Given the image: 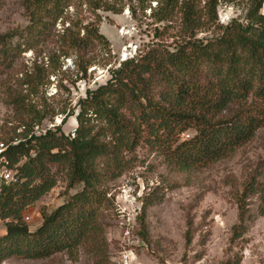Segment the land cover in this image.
Instances as JSON below:
<instances>
[{"label":"trees","instance_id":"1","mask_svg":"<svg viewBox=\"0 0 264 264\" xmlns=\"http://www.w3.org/2000/svg\"><path fill=\"white\" fill-rule=\"evenodd\" d=\"M20 1L28 24L21 32L0 34V65L22 44L33 49L35 43L57 37L51 56H73L85 77L91 64L87 55L94 45L108 42L97 21L83 24L82 18L71 19L67 10L71 5L111 10L107 0ZM239 1L157 0L162 14L158 21L172 19L175 10L179 14L183 39L174 50L152 48L136 60H125L110 71L104 85L87 90L79 103L74 138L60 127L41 136L18 134L23 140L8 148L12 165L24 159L17 167L18 181L0 193V219L6 221L0 264L10 258L40 260L59 253L76 261L85 245L97 252L104 233L100 209L108 202L105 181L129 168L131 158L126 157L140 144L167 166L188 172L228 157L253 139L264 126V0H248L245 24L232 21L211 39L196 37L204 26L215 24L220 2ZM58 21L68 25L54 34ZM15 37L22 43L13 47L10 41ZM188 130L194 135L182 139ZM52 166L65 168L69 188H82L52 212H43L41 224L30 231L23 212L55 186ZM263 194L255 177L246 182L236 199L239 223L232 240L243 235L244 222L250 219L249 198L257 195L264 202ZM152 203L143 205V232L145 209Z\"/></svg>","mask_w":264,"mask_h":264},{"label":"rangeland","instance_id":"2","mask_svg":"<svg viewBox=\"0 0 264 264\" xmlns=\"http://www.w3.org/2000/svg\"><path fill=\"white\" fill-rule=\"evenodd\" d=\"M107 3L111 10L93 11L86 5H71L67 10L71 19L82 18L83 24L97 21L99 33L108 42L107 46L94 45L87 55L91 64L85 77L75 67L73 56H51L57 37L37 42L33 49H24L22 44L18 53L0 65V142L23 140L18 134L31 133L34 125L59 121L55 127L74 138L79 103L87 90L104 85L110 71L125 60H136L152 48L172 51L183 39L176 10L172 19L158 21L162 14L157 0ZM249 9L248 0L220 2L215 24L204 26L196 37L211 39L232 21L245 24ZM27 24L20 0H0V34L21 32ZM62 24L57 22L54 34L68 22ZM21 43L18 37L10 41L13 47ZM193 135L188 130L181 138ZM126 158H131L129 168L105 181L108 202L100 209L104 233L97 252L85 245L79 248L76 261L59 253L40 260L10 258L1 264H122L123 253L131 254L129 264H226L237 260L239 264H264V210L260 212L264 202L257 195L248 200L250 219L244 222L243 235L232 240L239 223L236 199L246 182L255 177L264 193V126L228 157L193 171L167 166L145 144ZM51 173L55 186L23 212L30 231L41 224L43 212H52L82 188L68 187L63 166H52ZM149 201L153 203L145 209L143 232L140 216ZM25 216H29L28 222ZM5 223L0 219V237L5 234Z\"/></svg>","mask_w":264,"mask_h":264},{"label":"built area","instance_id":"3","mask_svg":"<svg viewBox=\"0 0 264 264\" xmlns=\"http://www.w3.org/2000/svg\"><path fill=\"white\" fill-rule=\"evenodd\" d=\"M57 124H60V121L54 124L49 123V125H34L33 131L31 132L34 136H41L48 131H53L57 127ZM55 128V129H54ZM73 136V133L71 134ZM20 139H13L9 143L7 142H0V193L3 187L10 185L11 183H15L18 181L17 176V165H12L9 156H8V148L10 145H17L20 143ZM19 165V164H18ZM25 221L28 222L30 220L29 216H25ZM131 260L130 253H123L121 255V263L122 264H129Z\"/></svg>","mask_w":264,"mask_h":264}]
</instances>
